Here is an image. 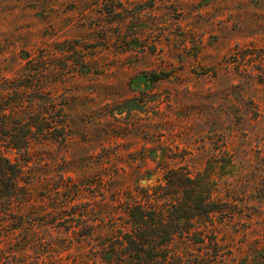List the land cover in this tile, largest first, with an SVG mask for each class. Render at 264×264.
<instances>
[{
	"label": "rangeland",
	"instance_id": "rangeland-1",
	"mask_svg": "<svg viewBox=\"0 0 264 264\" xmlns=\"http://www.w3.org/2000/svg\"><path fill=\"white\" fill-rule=\"evenodd\" d=\"M0 264H264V0H0Z\"/></svg>",
	"mask_w": 264,
	"mask_h": 264
},
{
	"label": "trees",
	"instance_id": "trees-1",
	"mask_svg": "<svg viewBox=\"0 0 264 264\" xmlns=\"http://www.w3.org/2000/svg\"><path fill=\"white\" fill-rule=\"evenodd\" d=\"M188 177V176H187ZM188 178H190V177H188ZM189 180V182H191V183H193V181H191V178L190 179H188ZM193 195H190V203L192 204V203H194L195 201H196V199H197V201H198V196H202L203 195V189H201V186L200 185H198V186H193ZM210 194V193H209ZM210 196V195H209ZM202 205H203V202H202ZM201 205H197L196 206V208H197V212H200L202 209H201V207H200ZM140 208V210L142 211V213H140V214H143L144 212H143V210H145L143 207H139ZM155 209H157V210H159V211H162V209L161 208H155ZM187 208L185 207V208H181V213H183V215H181V217H186V215H184V214H186L187 213ZM206 210H207V212H212L213 211V209H210V207H206ZM153 211H155V210H153ZM156 212V211H155ZM203 212H205V211H203ZM200 214V213H199ZM132 215L133 216H136L137 217V220H143L144 219V216L143 217H139V215L135 212V211H133L132 212ZM162 215H160V217H161ZM180 216V215H179Z\"/></svg>",
	"mask_w": 264,
	"mask_h": 264
}]
</instances>
